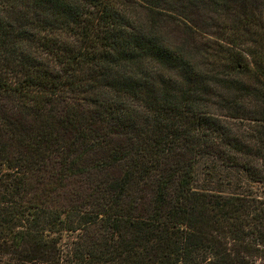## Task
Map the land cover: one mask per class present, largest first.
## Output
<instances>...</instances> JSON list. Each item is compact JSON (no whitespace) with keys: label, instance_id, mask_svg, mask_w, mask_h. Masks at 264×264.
<instances>
[{"label":"trees","instance_id":"1","mask_svg":"<svg viewBox=\"0 0 264 264\" xmlns=\"http://www.w3.org/2000/svg\"><path fill=\"white\" fill-rule=\"evenodd\" d=\"M0 264H264V0H0Z\"/></svg>","mask_w":264,"mask_h":264}]
</instances>
